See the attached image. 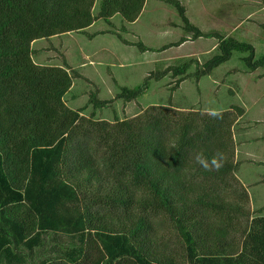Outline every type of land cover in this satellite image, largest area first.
I'll use <instances>...</instances> for the list:
<instances>
[{
  "label": "trees",
  "instance_id": "trees-1",
  "mask_svg": "<svg viewBox=\"0 0 264 264\" xmlns=\"http://www.w3.org/2000/svg\"><path fill=\"white\" fill-rule=\"evenodd\" d=\"M159 1L181 19L177 42L155 50L118 38L159 53L215 39L210 58L161 60L136 88L121 87L111 100L96 90L75 109L66 96L83 76L66 61L36 63L32 45L69 33L93 38L96 21L115 27L116 16L134 24L147 0H0V264H264L263 210L252 214L236 177L233 130L243 110L217 119L170 101L132 118L98 116L116 100L146 95L153 80L169 76L172 92L189 77L199 81L236 52L244 73L264 69L252 43L202 30L182 0ZM217 151L227 158L219 171L195 162L197 152Z\"/></svg>",
  "mask_w": 264,
  "mask_h": 264
},
{
  "label": "rangeland",
  "instance_id": "rangeland-1",
  "mask_svg": "<svg viewBox=\"0 0 264 264\" xmlns=\"http://www.w3.org/2000/svg\"><path fill=\"white\" fill-rule=\"evenodd\" d=\"M182 2L188 9L190 20L202 30L218 29L235 34L256 47L257 57L264 54V29L260 27L264 24V0ZM113 23L115 27L103 20L96 21L88 30L89 34H96L93 38L69 33L32 45L36 63L62 66L66 61L83 76L75 79L66 96L72 108L85 107L90 94L96 90L101 99L111 100L121 87L136 88L161 60L167 65L184 57L206 61L216 46L215 39L205 38L190 39L161 53L142 52L136 46L125 45L118 33L129 43L143 42L155 50L177 42L183 36L177 11L159 0H147L145 10L135 24H123L120 16H116ZM123 25L126 31L122 30ZM101 31L110 33L98 34ZM241 56L244 54L236 52L228 63L199 81L187 78L174 92L171 90L175 82L169 76L160 81L153 80L146 95L131 103L116 100L111 108L99 112L98 116L108 120L132 118L151 105H167L170 101L175 109L201 113L217 109L221 112L229 110L239 116L233 109L238 107L243 110V116L233 130L238 166L236 177L249 192L252 214L263 210L264 215V69L244 73V64L239 60ZM90 111L91 108L86 112ZM163 234L172 247L180 250L178 237L170 232L169 227L163 229Z\"/></svg>",
  "mask_w": 264,
  "mask_h": 264
},
{
  "label": "clouds",
  "instance_id": "clouds-1",
  "mask_svg": "<svg viewBox=\"0 0 264 264\" xmlns=\"http://www.w3.org/2000/svg\"><path fill=\"white\" fill-rule=\"evenodd\" d=\"M208 112L214 118L219 119L222 117L220 110L209 109ZM226 159V155L222 151H217L211 157L205 156L203 152H197L195 154V162L206 171H219L224 166Z\"/></svg>",
  "mask_w": 264,
  "mask_h": 264
},
{
  "label": "crops",
  "instance_id": "crops-1",
  "mask_svg": "<svg viewBox=\"0 0 264 264\" xmlns=\"http://www.w3.org/2000/svg\"><path fill=\"white\" fill-rule=\"evenodd\" d=\"M145 7H146V6H145ZM144 10H145V8H144ZM143 12H144V11H143ZM143 12H142V13H143ZM140 17H141V16H140ZM138 20H139V19H138ZM138 20H137V21H138ZM137 21H136V22H137ZM134 24H135V23H134ZM38 41H40V40H38ZM38 41H36V42H38ZM36 42H34V43H36Z\"/></svg>",
  "mask_w": 264,
  "mask_h": 264
}]
</instances>
